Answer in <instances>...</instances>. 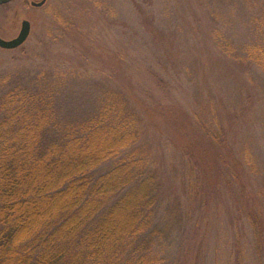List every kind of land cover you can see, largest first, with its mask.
Segmentation results:
<instances>
[{
    "label": "rangeland",
    "instance_id": "1",
    "mask_svg": "<svg viewBox=\"0 0 264 264\" xmlns=\"http://www.w3.org/2000/svg\"><path fill=\"white\" fill-rule=\"evenodd\" d=\"M12 0L0 5V131L50 113L44 144L108 108L157 180L164 264H264V0ZM146 238V239H145ZM148 237L137 240L140 246Z\"/></svg>",
    "mask_w": 264,
    "mask_h": 264
},
{
    "label": "trees",
    "instance_id": "2",
    "mask_svg": "<svg viewBox=\"0 0 264 264\" xmlns=\"http://www.w3.org/2000/svg\"><path fill=\"white\" fill-rule=\"evenodd\" d=\"M50 120L0 131V264H164L141 250L160 233L146 161L91 176L136 139L132 122L108 108L44 144Z\"/></svg>",
    "mask_w": 264,
    "mask_h": 264
},
{
    "label": "water",
    "instance_id": "3",
    "mask_svg": "<svg viewBox=\"0 0 264 264\" xmlns=\"http://www.w3.org/2000/svg\"><path fill=\"white\" fill-rule=\"evenodd\" d=\"M11 1L12 0H0V5L7 4ZM44 2L45 1L43 0L39 3L32 2L31 4L33 6L39 7V6H42L44 4ZM30 31H31L30 22L28 20L22 21L19 34L15 38H13L11 40H6L0 36V47L5 48V49H13V48H17V47L21 46L23 43H25V41L29 37Z\"/></svg>",
    "mask_w": 264,
    "mask_h": 264
}]
</instances>
